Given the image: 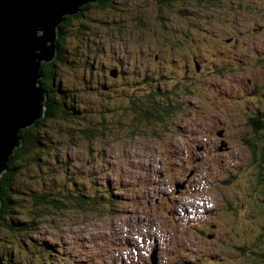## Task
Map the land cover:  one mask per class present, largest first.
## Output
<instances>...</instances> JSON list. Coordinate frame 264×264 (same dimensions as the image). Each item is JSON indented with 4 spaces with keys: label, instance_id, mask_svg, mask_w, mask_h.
<instances>
[{
    "label": "rangeland",
    "instance_id": "374dc122",
    "mask_svg": "<svg viewBox=\"0 0 264 264\" xmlns=\"http://www.w3.org/2000/svg\"><path fill=\"white\" fill-rule=\"evenodd\" d=\"M109 3L70 20L53 83L61 81L77 115L38 128L46 139L41 157L16 149L24 161L11 176L19 191L13 200L22 208H5L2 218L30 220L36 197L67 205L63 188L82 185L83 177L106 187L118 205L99 213L44 206L47 217L29 231L0 226V254L8 249L12 262L37 264L42 242L52 249L43 264H150L154 247L155 264L260 263L264 158H256L255 146L264 140V0H186L160 13L157 0ZM156 88L176 99L170 124L126 129L131 121L116 105L127 109V99ZM218 128L227 131L229 152L222 131L210 138ZM37 158L51 171L38 168Z\"/></svg>",
    "mask_w": 264,
    "mask_h": 264
},
{
    "label": "water",
    "instance_id": "95a60500",
    "mask_svg": "<svg viewBox=\"0 0 264 264\" xmlns=\"http://www.w3.org/2000/svg\"><path fill=\"white\" fill-rule=\"evenodd\" d=\"M96 1L0 0V175L21 146V130L44 117L48 97L38 85L40 67L41 62L50 64L55 59L58 25ZM7 250L2 249L0 261L19 264L12 262L13 252L8 255ZM151 263H156L155 251Z\"/></svg>",
    "mask_w": 264,
    "mask_h": 264
},
{
    "label": "trees",
    "instance_id": "16d2710c",
    "mask_svg": "<svg viewBox=\"0 0 264 264\" xmlns=\"http://www.w3.org/2000/svg\"><path fill=\"white\" fill-rule=\"evenodd\" d=\"M110 1V0H108ZM180 1V0H177ZM186 0H181L182 3H185ZM210 0H191V3L194 2L195 4H205ZM94 7H100L102 9L111 8L112 4H105L103 0H98L95 3H90L87 5H84L80 8V12L76 14L75 16H67L64 18V22L58 25V37L56 39V46H57V54L55 57V60L51 62L50 64L41 65L40 73H41V79L39 80V86L43 91H45L46 96L48 99L44 102L46 106L45 116L40 121L36 122V124L24 131L20 132V138H21V147L20 149L23 152V155H31L32 153H36L38 157H41L40 149H42L46 144V139L44 138H38V128H44L45 123L48 122V120H64L67 121L69 115L70 116H76L77 112L75 113V110L73 107L70 106V103L68 101V97L66 92L63 91V89L58 88L56 84L53 83V78L55 77L56 73L54 72L55 62L64 64L63 55L65 54V51L63 49V45L66 41L67 37V27L69 26L70 20L74 17L81 18L85 13ZM62 33V34H61ZM65 60V59H64ZM88 70H91V66L88 68ZM42 84V85H41ZM150 96L143 97L141 99H138L137 102L133 101V98L128 101V107L127 109H124L121 111L118 107L119 105H116L117 114L119 115V112H122L121 115L124 117V119L131 121L130 125L126 128L129 130L134 129V126H140V125H146L154 127L155 124H170L173 115L174 109L177 106L176 99L173 97L171 98L172 94L166 93L164 97L160 96L159 99H156V96H159V89H153L150 91ZM170 96V97H169ZM51 110V111H50ZM75 110V111H74ZM68 112V113H67ZM86 112V109L84 110ZM181 114V111L179 112ZM45 122V123H44ZM38 123V124H37ZM252 124V123H251ZM264 125V123H263ZM89 130L92 131V127H88ZM124 129L125 131H127ZM36 130V131H34ZM264 131V129H263ZM93 132V131H92ZM90 131H84L83 133L89 134L90 136L94 137V134ZM260 136H263V133L260 132ZM87 140H89L86 137ZM259 140V143L255 146L256 152V158H259L261 161L264 158V140L261 138H256ZM15 150L13 154L9 157L8 163H7V170L2 174L3 177L0 178V210H1V216H0V226L6 228L10 231V233L15 234L17 232H26L33 228V224L36 220H40L43 216H45L46 211L43 210L47 205H50L54 208V210L57 212L61 209L66 210V206L70 204L73 207H81L78 208L82 211L87 209H90L93 212H104L108 211L109 207L108 205L115 203L118 199L111 197L106 187L103 189L100 187V189H96L91 180L88 177H83L82 185L76 187L75 185H72V181H67L66 186L64 187L62 191V194H64L67 199H70V202L67 205L61 206V208H58L57 198H55V201H52L51 199L45 200L41 198H33L32 199V208L30 212L28 213V217H30V220L25 221V223L22 222H15L10 221V223L5 222L4 218H2V215L6 216L7 214L4 212V209H9L12 206H16V208L20 209L22 208L18 202L13 200V195H18L19 191L15 190L13 187L11 176H14L17 173V164L20 161H24L23 159H20L19 157V150ZM39 150V151H38ZM40 155V156H39ZM24 158V157H23ZM38 168H41L43 170H47L50 172L51 170L48 169V164H45V162L40 161V159H36ZM50 170V171H49ZM62 171L65 173V176L67 180H70L71 177L69 176V173L66 171L65 168L62 169ZM53 174L56 175V172ZM65 180V178L62 177V180ZM73 186V187H72ZM264 186V185H262ZM55 187H52L54 189ZM100 202V203H99ZM117 204V202H116ZM118 205V204H117ZM45 206V207H44ZM43 207V208H42ZM263 213L260 215V217L264 216V207L262 206ZM2 211L4 213H2ZM102 214V213H101ZM47 217V216H45ZM17 231V232H16ZM28 235V234H26ZM22 243V240L20 241ZM41 245V247H40ZM37 248L39 249V252L37 251V254H34V256L37 257V264H43L44 261L49 260L51 255L52 249L47 246L46 244H43L42 242L36 243ZM259 249H255V258L260 263L256 262V264H264V254L257 253ZM33 251V250H32ZM39 254V256H38ZM254 256V253H252ZM1 264L2 261H0ZM255 264V263H254Z\"/></svg>",
    "mask_w": 264,
    "mask_h": 264
},
{
    "label": "flooded vegetation",
    "instance_id": "af4514ba",
    "mask_svg": "<svg viewBox=\"0 0 264 264\" xmlns=\"http://www.w3.org/2000/svg\"><path fill=\"white\" fill-rule=\"evenodd\" d=\"M103 1H104L105 4H106L107 0H103ZM157 2H158V4L160 5L159 8H158V9H159V13L162 12V10L165 9V8L172 7V5H173L172 3H176V2H178V3H182L181 0H180V1H177V0H157ZM111 4H112V3H111ZM140 26L145 27L144 24H142V25H140ZM112 69H113V68H112ZM114 69L117 71V75L122 76V72H119V69H118L117 66H115ZM109 71H110V70H109ZM109 71L106 72V77H107V76L109 77ZM64 92H65V91H64ZM68 94H69V93L66 92L65 95H68ZM162 94H163L162 97H164L166 93L163 92ZM130 95H131V94H130ZM159 96H160V95H159ZM250 120H251V119L248 117V118H247V121L249 122ZM165 125H166V124H165ZM167 125H168V124H167ZM217 131H222L223 136H225V140L227 141V144L224 146V151H225V152H229L228 142H229V141L231 142V140L228 141V135H227V131H226V129H219V128H218L216 131L211 130L210 138H213V134H215ZM201 147H203V145H202ZM203 154H204V153H203ZM235 253H238V255H237L236 257H240V256L244 255V252L239 248V246L237 247V250H235Z\"/></svg>",
    "mask_w": 264,
    "mask_h": 264
},
{
    "label": "bare ground",
    "instance_id": "6f19581e",
    "mask_svg": "<svg viewBox=\"0 0 264 264\" xmlns=\"http://www.w3.org/2000/svg\"><path fill=\"white\" fill-rule=\"evenodd\" d=\"M93 3H95V2H93ZM88 4H90V3H88ZM86 5H87V4H86ZM83 6H84V5H83ZM81 7H82V6H81ZM81 7H80V8H81ZM80 8H79V12H80ZM79 12H78V13H79ZM78 13H77V14H78ZM75 15H76V14H75ZM57 37H58V36H57ZM57 37H56V39H57ZM55 44H56V42H55ZM56 54H57V51H56V53L54 54V57H56ZM54 60H55V59H54ZM54 60H53V61H54ZM53 61H52V62H53ZM122 64H123V63H122ZM40 68H41V67H40ZM113 74H114V75H113ZM110 76H112V77H116V72L111 73ZM40 79H41V78H40ZM116 79H117V78H116ZM38 85H39V82H38ZM41 85H42V84H41ZM39 87H40V86H39ZM50 111H51V110H50ZM44 116H45V115H44ZM42 119H43V118H42ZM77 121H78V120H77ZM44 123H45V122H44ZM37 124H38V123H37ZM45 124H46V123H45ZM56 125H57V124H56ZM40 129H41V128H40ZM44 130H45V129H44ZM20 147H21V146H20ZM87 163H88L89 165H90L91 163H93V162H92V159H87V161H85V164L87 165ZM47 168H48V167H47ZM86 168H87V167H86ZM86 173H87V172H86ZM94 179H95V178H94ZM107 187H109V186H107ZM104 190H105V189H104ZM108 191H109V190H108ZM188 199H189V198H188ZM188 199H187V200H188ZM119 200H120V199H119ZM116 202H117V201H116ZM99 203H100V202H99ZM193 203H194V201H193V202H192V201H189V202H188V204H189L190 206H192ZM166 226H167V225H166ZM210 226H211V225H210ZM105 253H106V252H105ZM107 255H108V254H107ZM105 256H106V255H105ZM206 258H207V257H206Z\"/></svg>",
    "mask_w": 264,
    "mask_h": 264
},
{
    "label": "clouds",
    "instance_id": "9594fccd",
    "mask_svg": "<svg viewBox=\"0 0 264 264\" xmlns=\"http://www.w3.org/2000/svg\"><path fill=\"white\" fill-rule=\"evenodd\" d=\"M63 22H64V21H63ZM63 22H61V23H63ZM61 23H60V24H61ZM57 28H58V27H57ZM60 83H61V81H60ZM61 85H62V83L59 84L58 88L62 89V88H61ZM63 91H65V90L63 89ZM65 92H66V91H65ZM44 105H45V104H44ZM45 111H46V106H45ZM45 111H44V115H45ZM28 129H29V128H28ZM19 135H20V134H19ZM177 185L179 186V184H176L175 187H176ZM176 189H177V187H176ZM0 211H1V210H0ZM242 211H243V210H242ZM0 216H1V215H0ZM231 229H232V228H231ZM232 230H233V229H232ZM230 234H232V231H230ZM240 235H241V234H240ZM231 237H234L235 250H237V247L239 246L240 243H239V241L236 239V235H233V234H232ZM237 238H239V237H237ZM232 239H233V238H232ZM239 240H241V239H239ZM237 244H238V245H237ZM216 245H217V244H216ZM215 251L218 253V249H215Z\"/></svg>",
    "mask_w": 264,
    "mask_h": 264
}]
</instances>
